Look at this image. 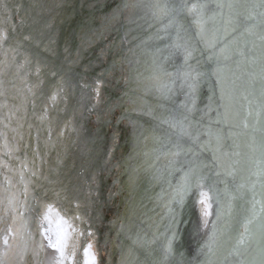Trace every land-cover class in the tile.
Segmentation results:
<instances>
[{"label": "water", "instance_id": "95a60500", "mask_svg": "<svg viewBox=\"0 0 264 264\" xmlns=\"http://www.w3.org/2000/svg\"><path fill=\"white\" fill-rule=\"evenodd\" d=\"M216 11L209 0L207 14ZM191 20L188 16L185 23ZM168 24L156 0H0V147L8 149L7 155L0 151L6 162L0 189L12 192L16 187L12 215L19 217L17 245L2 257L5 264H56L50 236L54 243L59 237L66 244L64 264H86L85 250L96 264H259V236L242 256L229 254L230 245L208 251L218 207L215 193L210 191L212 215L206 227L199 203L200 192L209 191L213 180L225 203L229 197L219 181L226 179L233 192L260 162L264 111L259 107L258 65L238 70L230 60L231 71L225 73L240 77V92L247 88L252 93L249 127L241 124L249 106L239 92L230 122L217 124V113L224 111L214 74L217 60L208 58L193 25L185 40L197 51L189 63L195 66L198 58L199 71L206 74L190 95L182 76L183 52L175 47ZM248 39L245 51L251 56V41H260ZM193 101L189 114L184 105L192 107ZM185 114L234 134L241 155L233 157L240 160L235 180L213 174L203 189L193 186L182 205L171 203L173 223L165 205L182 180L177 169L187 171L213 159L210 150L199 156L169 155L176 142L187 140L179 127ZM173 160L179 163L171 164ZM214 171L203 168L206 174ZM256 201L264 199L257 194ZM259 210L256 203L261 215ZM252 211L250 192L233 200L230 230L240 228ZM50 222L59 232L51 231ZM173 231L172 254L165 260ZM36 237L43 247L37 248ZM36 250L42 256L35 258Z\"/></svg>", "mask_w": 264, "mask_h": 264}, {"label": "snow or ice", "instance_id": "6c2138e0", "mask_svg": "<svg viewBox=\"0 0 264 264\" xmlns=\"http://www.w3.org/2000/svg\"><path fill=\"white\" fill-rule=\"evenodd\" d=\"M208 2L209 0H156V9L160 15L169 18L168 26L173 29L177 41L175 47L183 52L184 63L181 68L184 70L182 76L184 83L190 89L189 94L191 95L195 92L200 77L206 74L199 71L200 60L198 58H196L195 66L189 63L190 60L195 58L194 53L197 49L191 47L185 38L188 30L194 25L199 42L203 43L205 49L210 53L208 58L217 60V68L214 74L217 78V83L220 84V98L224 101L221 107L224 108V111L223 113H217L215 123L230 122L237 103L236 95L239 92L242 99L247 101L249 106L247 115L241 120L242 126L248 128L249 121L247 117L252 115L251 105L253 104V100L249 97L252 93L247 88L240 92L237 87V80L240 77L233 73L235 78H230L225 73L231 71L227 63L230 60L233 61L238 70L247 68L249 65H258L260 81L259 107L264 111V0H213L218 11L212 15L207 14ZM170 3L172 4L171 7H169ZM188 16H191L192 20L185 23ZM254 36L258 37L260 44L257 45L255 40L251 41V48L249 49L251 56H249L245 49L249 47L248 38ZM181 41L185 42L182 43ZM178 74H180L179 70ZM252 86V82L249 81L248 87ZM184 108L187 113H192L195 109L194 101L192 107L185 104ZM209 109L212 110L211 104ZM236 115H239V113L237 112ZM200 120L202 121L203 117ZM170 126L176 127L177 124L173 123ZM179 127L181 138L186 137L187 140L184 143L176 142L173 145L174 150L169 151L170 156L179 157L187 153L199 156L203 151L210 150L213 154V159L210 163L202 166L189 167L187 171H184L182 167L177 169L183 172V177L181 182L174 187L170 196V203L165 205L170 214L175 211L170 206L171 203L182 205L189 190L193 186L203 189L205 187L204 181L209 180L211 175L214 174L217 178L221 176L232 177L235 180L239 172L237 165L240 160L233 159V157H240L241 155L236 150L239 148V144L236 143L234 134L231 132L225 135L222 129L214 130L210 124L203 126L200 121L191 119L187 114L184 115L183 121L179 122ZM260 131V162L255 166V170L250 169L249 175L235 187L233 192L228 191L226 179L219 181L225 183V193L229 197L225 203L221 202L219 190L216 189L217 181L215 180L208 185L209 191L200 192L199 203L202 206L201 211L205 217L204 224L206 227L207 217L212 215L213 196L210 195V191L215 193V202L218 205L216 222L213 223V232L209 237V242L205 245L209 252H213V249L218 250L225 245H230L229 254L242 256L252 249L253 243L259 236L261 240L259 249L261 259L259 264H264V202L256 201L257 194L264 199V128H261ZM205 135L208 139L201 140V136ZM229 139L232 140L231 144L227 143ZM170 163L177 164L179 162L173 160ZM203 168L214 169L215 171L214 173L206 174L203 172ZM258 185L259 189L257 188ZM249 192L253 202V211L251 215L246 217L240 228L233 232L229 228L232 201L244 199ZM256 203L260 204L259 211L262 213L261 215H258L255 211ZM222 217L226 218L223 222H221ZM44 219H47V216ZM172 221L175 223L176 214L172 215ZM176 235V232L173 231L171 238L167 241L165 260L172 254V242ZM3 243L5 245L8 244L7 237H4ZM49 243L59 254L56 258V264H64L66 244H61L59 237L55 244H52L51 241ZM41 247H43L42 244ZM91 247V245H88V249H91ZM84 255L89 257L86 264H96L94 255L88 250H85ZM0 264H5L2 256H0ZM205 264H210V262L206 261ZM238 264H252V262L240 260Z\"/></svg>", "mask_w": 264, "mask_h": 264}, {"label": "bare ground", "instance_id": "6f19581e", "mask_svg": "<svg viewBox=\"0 0 264 264\" xmlns=\"http://www.w3.org/2000/svg\"><path fill=\"white\" fill-rule=\"evenodd\" d=\"M5 152V155H7V151L8 149H6L4 146H1L0 147V151ZM4 156L2 154H0V172L2 175L5 174L4 172V169H3V165L6 163L4 160ZM2 191H5L7 192L6 196H4L3 194L0 193V213H4V211L6 210V204L8 202V204H10L12 207H13V197L14 196H17V189L16 187L13 185V191L11 192V190H5L4 188H1ZM0 189V191H1ZM17 201H18V198H17ZM16 201V202H17ZM3 216V217H2ZM2 216H0V255L2 254V257H4L6 255V252L8 250V248H10L9 252L10 253L15 247H16V243H15V240H14V227L16 226L17 224V220H18V215H12V209L10 211H8L7 213H4ZM49 217L52 219L54 216L53 215H49ZM5 222H6V225H5ZM51 224V222L49 223ZM3 225V227H2ZM51 227H52V230L51 231H57L59 232V226L57 224H51ZM2 228H5L4 230H2ZM62 230L65 231L64 227L62 226ZM50 230L48 229L47 232H49ZM51 233H49V236H50ZM45 235H46V229H45ZM4 237H7L8 238V244L5 245L3 243V240H4ZM54 236H50V238H48V246L50 248V253H51V258L52 259H56L58 257V252L56 251V249L52 248L49 241H51L52 244H55L54 243ZM36 245H37V248L41 246V240H40V237H36ZM42 250H39L37 252L36 250V256L35 258H37L38 256H42ZM8 258V257H7ZM52 262V261H51ZM56 263V260L55 262Z\"/></svg>", "mask_w": 264, "mask_h": 264}, {"label": "rangeland", "instance_id": "374dc122", "mask_svg": "<svg viewBox=\"0 0 264 264\" xmlns=\"http://www.w3.org/2000/svg\"><path fill=\"white\" fill-rule=\"evenodd\" d=\"M12 208H13V207H12L10 204H8V202H7V204H6V210L4 211V213H7V212L10 211Z\"/></svg>", "mask_w": 264, "mask_h": 264}]
</instances>
